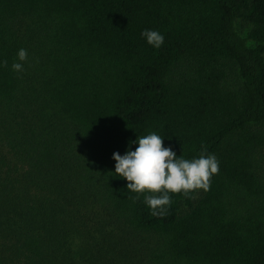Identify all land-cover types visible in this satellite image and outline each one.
<instances>
[{
  "label": "trees",
  "instance_id": "16d2710c",
  "mask_svg": "<svg viewBox=\"0 0 264 264\" xmlns=\"http://www.w3.org/2000/svg\"><path fill=\"white\" fill-rule=\"evenodd\" d=\"M153 131L219 161L165 216L114 173ZM0 264H264V0H0Z\"/></svg>",
  "mask_w": 264,
  "mask_h": 264
},
{
  "label": "clouds",
  "instance_id": "9594fccd",
  "mask_svg": "<svg viewBox=\"0 0 264 264\" xmlns=\"http://www.w3.org/2000/svg\"><path fill=\"white\" fill-rule=\"evenodd\" d=\"M141 36L153 47L159 48L164 43V35L155 29H145ZM18 62L12 68L23 71V61L28 59L27 50L20 48L17 53ZM164 136L156 132L138 136L130 141L128 150L121 154L113 153L115 160L114 173L125 178L129 195L146 191L144 202L152 216H165L172 200L170 193H183L189 196L191 190H208L210 178L219 171V161L214 153H202L198 157L187 159L177 155L171 146H164ZM131 144L137 146L133 150ZM154 193H159L158 195ZM135 201L138 195H132Z\"/></svg>",
  "mask_w": 264,
  "mask_h": 264
}]
</instances>
